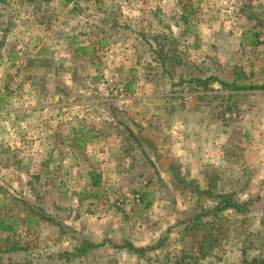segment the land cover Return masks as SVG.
<instances>
[{
	"label": "rangeland",
	"instance_id": "obj_1",
	"mask_svg": "<svg viewBox=\"0 0 264 264\" xmlns=\"http://www.w3.org/2000/svg\"><path fill=\"white\" fill-rule=\"evenodd\" d=\"M3 216L0 264H260L264 0H0Z\"/></svg>",
	"mask_w": 264,
	"mask_h": 264
},
{
	"label": "trees",
	"instance_id": "obj_2",
	"mask_svg": "<svg viewBox=\"0 0 264 264\" xmlns=\"http://www.w3.org/2000/svg\"><path fill=\"white\" fill-rule=\"evenodd\" d=\"M259 43H260V41H259L258 35L254 34V37L252 38L250 44L251 45H257ZM220 83L223 84L224 86L225 85H230L229 83L224 82L222 80H220ZM237 87L241 88L240 86H237ZM97 182H98L97 180L92 179V185H95ZM97 192H98L97 190H92L91 192H87L83 196H84V198H95V199H97L98 198ZM251 203H252V199H248V200H246V202L243 201L242 203H239L237 201H233L231 198L228 197V198H226V200L220 201L219 204H218V207L216 209L224 210V209H227V208H229V209L233 208L235 211H240L242 209L247 208ZM148 205H149V202H147L145 206H148ZM203 215H206V214L205 213H201V214H198L196 217L200 218ZM31 221H32L31 220V215L28 214V216H27V225H29ZM35 222H38V220H35ZM9 223H11L9 221V217L8 216H3V218L0 219V232H8V233H10L13 230V225L9 224ZM131 247H133L135 250L138 249L137 247H134L132 245H131ZM82 252L83 251L81 250V248H79V247L76 248V255H80ZM176 264H179V263L177 262ZM260 264H264V257H262L260 259Z\"/></svg>",
	"mask_w": 264,
	"mask_h": 264
},
{
	"label": "built area",
	"instance_id": "obj_3",
	"mask_svg": "<svg viewBox=\"0 0 264 264\" xmlns=\"http://www.w3.org/2000/svg\"><path fill=\"white\" fill-rule=\"evenodd\" d=\"M124 88L120 85V96H124L125 97V95H124Z\"/></svg>",
	"mask_w": 264,
	"mask_h": 264
},
{
	"label": "crops",
	"instance_id": "obj_4",
	"mask_svg": "<svg viewBox=\"0 0 264 264\" xmlns=\"http://www.w3.org/2000/svg\"><path fill=\"white\" fill-rule=\"evenodd\" d=\"M244 88L246 87V86H243ZM9 90V89H8Z\"/></svg>",
	"mask_w": 264,
	"mask_h": 264
}]
</instances>
